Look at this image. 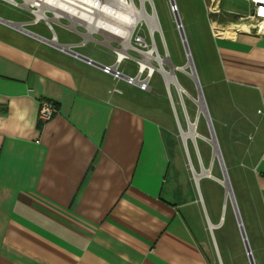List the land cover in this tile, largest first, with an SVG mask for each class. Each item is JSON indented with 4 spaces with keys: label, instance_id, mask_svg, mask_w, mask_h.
Returning a JSON list of instances; mask_svg holds the SVG:
<instances>
[{
    "label": "crops",
    "instance_id": "1",
    "mask_svg": "<svg viewBox=\"0 0 264 264\" xmlns=\"http://www.w3.org/2000/svg\"><path fill=\"white\" fill-rule=\"evenodd\" d=\"M201 3L214 83L228 103L216 114L230 126L235 113L244 125L243 144L228 147L240 150V162L231 161L243 168L251 235L235 202L238 230L232 239L224 232L220 245L215 239L223 215L206 214L202 177L190 171L169 111L171 126L151 114L154 102L146 113L115 89L120 80L144 90L0 20V264H214L213 255L250 264L246 247L264 264V32L237 29L248 0ZM222 26H233L230 35L216 34ZM41 98L57 106L44 123Z\"/></svg>",
    "mask_w": 264,
    "mask_h": 264
},
{
    "label": "rangeland",
    "instance_id": "2",
    "mask_svg": "<svg viewBox=\"0 0 264 264\" xmlns=\"http://www.w3.org/2000/svg\"><path fill=\"white\" fill-rule=\"evenodd\" d=\"M201 1L174 0L177 11L173 13L170 9L171 5L169 0H145L146 10L156 15L158 29L151 30L144 20H138L130 38V46L126 50L127 54L119 63V69L121 71L129 75H134L139 69V61L143 59L142 52L152 50L154 57L160 55L167 60L163 63V66L168 71L170 68H173L172 70L174 71L176 81L183 88V91H178L176 85L173 83H170L169 89L167 88L166 90L167 83L162 73L158 70L152 73L149 80L150 88L148 90L138 91L131 86L125 85L120 80L115 90L120 91L121 89L128 95L132 94V97L137 98L133 106L146 113L149 110L147 105L150 102H154L156 109L157 106L160 108L158 107L151 114L155 117L158 116L157 118L168 126H171V120L167 111L170 112L177 127H180L182 130H187L188 122L195 123V131L198 136L193 140L187 138L185 145L191 163L189 165L190 171L200 172L201 167L210 170L211 175L223 178L224 170L231 190L232 197H225V188L216 179L202 177L199 181V189L203 195L206 214L212 221L217 219L218 215H223L222 224L224 225L222 229L214 231L215 239L220 245L221 236L224 232L226 237H231L232 239L233 231L238 230L233 211V209H236L235 202L238 215L241 217L240 220L243 221L246 233L249 236L251 235L250 222L252 219L250 214L245 212V205L241 195L244 189L245 179L242 177L244 173L243 168L239 164L233 163L240 162V150L234 147H228L231 146L230 144L228 145V141L231 142L232 140L240 139L241 143L243 142V137L239 136L241 135L239 133L243 132L239 131H243L244 125L235 123V113L231 114L229 112L230 114H227V119L229 121L231 120L230 126L223 119V116L216 114L219 108L221 110L227 108L228 103L226 97L221 96L220 86L214 83V77H217L216 66L212 53L210 52V47L206 41L207 22H203ZM134 2L138 7L141 6V0H134ZM208 6L209 4L207 2V12L211 13ZM175 14H178L180 19L182 32L188 48L187 51L190 53L193 68L196 71V79L179 69H174L176 66L184 65L189 54L188 52L186 53L184 43L176 25ZM0 17L9 18L14 22H23L30 18V14L24 8L16 7L4 0H0ZM208 18L209 22L213 23L211 16L208 15ZM67 23L68 21L65 18L60 19L58 22L52 21V27L58 38L57 41L70 42L84 39L86 41L83 44L74 46L75 50L87 54L100 62L112 64L115 61L116 54L112 48H119L122 45L119 38L109 35L105 37L103 34H93V38L80 35L67 28ZM235 23L242 25L240 20ZM224 27L222 26V28ZM26 28L45 38L52 36V31L48 29L47 24L43 21L26 25ZM226 34L230 35L229 33ZM217 35L221 34L219 33ZM154 57L150 58V61L155 66H158L159 63ZM187 69L190 71V68ZM146 73L147 69L143 72V76ZM199 93L202 95L205 111H200L195 101ZM233 110L235 111V109ZM175 116L177 117V121ZM220 120L221 122L218 123ZM176 125L175 132L179 139H181L179 129L177 131ZM212 135L218 144V156L215 155L211 143L202 138V136L210 138ZM232 224L233 228L231 229ZM209 235L212 236L210 231ZM238 235L240 234L238 233ZM255 256V249L253 247V257ZM219 262L218 255H213V263L219 264Z\"/></svg>",
    "mask_w": 264,
    "mask_h": 264
},
{
    "label": "bare ground",
    "instance_id": "3",
    "mask_svg": "<svg viewBox=\"0 0 264 264\" xmlns=\"http://www.w3.org/2000/svg\"><path fill=\"white\" fill-rule=\"evenodd\" d=\"M50 3H53L52 0H47ZM209 1V0H208ZM214 3V2H213ZM80 4V3H77ZM83 7L78 5H70L64 2H55L51 7H55L59 11H64L66 13H71L75 16L76 22L83 23L88 27L90 31L95 29L103 30L107 33V36H116L121 40V47L117 49V55L119 59L125 57L126 50L130 46V38L135 29V25L138 20H144L151 30L158 29V22L155 13H149L145 8V0H141V6L138 7L134 0H90L88 4H81ZM215 10V9H214ZM91 11V12H88ZM20 24V23H19ZM20 27V26H19ZM233 26L222 28L217 27L215 29L216 34H226L227 30H230ZM237 29L247 30L246 25H238ZM181 28V26H180ZM239 29V30H240ZM50 43H55L54 40H50ZM184 44L186 47V53L189 51L186 46V41L184 40ZM143 59L140 62L141 70L149 67V72L153 73L158 70L164 76V79L167 84L173 83L176 85L178 91H183V88L176 83V78L173 70H166L163 66L167 60L162 58L160 55L153 56L152 50L142 52ZM154 57L156 61H158L159 65L155 66L150 62V58ZM148 66V67H147ZM158 67V69H157ZM187 68H192V71H189ZM173 69V68H172ZM174 69H179L182 72H185L192 78L196 79V73L193 68L192 59L190 53L188 54L187 61L182 66H176ZM198 104L200 111H205L204 102L202 95L199 93L198 98L195 99ZM213 134V133H212ZM198 134L195 131V123L189 122L187 130H182V137L187 140V138L194 139ZM203 139L207 140L211 143L213 147V151L216 156H218V144L216 139L212 135V137L207 138L203 137ZM194 175L196 179L201 177H213L211 175L210 170L201 169L200 172L194 171ZM214 178V177H213ZM216 181H218L225 188V197L231 198V190L229 186V181L227 179L226 173L223 170V178L215 177ZM210 226V225H209Z\"/></svg>",
    "mask_w": 264,
    "mask_h": 264
},
{
    "label": "built area",
    "instance_id": "4",
    "mask_svg": "<svg viewBox=\"0 0 264 264\" xmlns=\"http://www.w3.org/2000/svg\"><path fill=\"white\" fill-rule=\"evenodd\" d=\"M8 2L9 4L21 7L29 11L30 18L23 21V22H14L11 20H6L7 24H17L20 23V27H18L23 32H26L28 34H33L38 36L39 38L46 39L43 36L32 33L30 30L26 28V25L29 24H35L39 21H43L47 24V27L49 30L52 31V36L48 39V41H55V44L61 48L62 50L70 51L73 50L74 46H79L83 44L86 40H81L77 44H61L57 41L56 34L54 32V29L52 27V21H59L62 18H65L68 23L66 25L67 28L75 31L76 33L84 36H89L93 38V34H103L105 37H107V33L100 29H95L90 31L86 25L81 23V21L76 22V18L71 13H66L64 11H59L55 7H51L53 3L55 2H64L66 4L70 5H78L80 7H83L81 4H88V1L90 0H52L53 3L48 2L47 0H4ZM102 1V0H98ZM170 1V9L173 13L177 11V6L174 2V0ZM251 2L252 9L251 12L247 15H241L239 16V20L242 22V25L247 26V30H254L257 34H262L264 32V0H248ZM80 3V4H77ZM209 10L211 12L214 11V9L209 5ZM85 8V7H83ZM91 12V11H88ZM15 26V25H13ZM116 37V36H112ZM121 47V45H120ZM119 47V48H120ZM119 48H112L115 52V61L112 64L103 65L101 66L102 70L106 73H110L114 78L117 79H124L129 84L137 86L141 90H148L150 88L149 80L152 75V73L149 72L148 68H144L141 70L140 64L139 69L136 74L129 75L124 73L119 69V63L125 58L122 59L118 58L117 55V49ZM74 51V50H73ZM151 62V61H150ZM147 69L146 75L143 76V72ZM167 88L169 89V84H166ZM57 112V106L55 102L51 99L47 98H41L39 100L38 105V119L41 123L49 121L53 115Z\"/></svg>",
    "mask_w": 264,
    "mask_h": 264
},
{
    "label": "water",
    "instance_id": "5",
    "mask_svg": "<svg viewBox=\"0 0 264 264\" xmlns=\"http://www.w3.org/2000/svg\"><path fill=\"white\" fill-rule=\"evenodd\" d=\"M174 17H175L176 25H177V27H178V29H179V32H180L181 39H182V41H183V43H184L185 38H184V34H183V32H182V26H181V23H180L179 16H178V14H175ZM0 20L3 21V22H6V20H2L1 18H0ZM6 23H7V22H6ZM180 26H181V28H180ZM184 46H185V44H184ZM185 50H186V47H185ZM68 52L71 53V54H74V55H76V56H79V57H81V58H84V59H86V60H88V61H91L92 63H94V64L97 65V66H100V67L102 66L101 63L96 62V61H93V60H91V59H89V58H87V57H85V56H83V55H81V54L76 53V52L73 51V50H70V51H68ZM157 69H158V67H157ZM169 70H172V68H170ZM194 70H195V69H194ZM190 71H192V68H190ZM195 73H196V71H195ZM175 78H176V77H175ZM176 83H177V81H176ZM177 84H178V83H177ZM188 125H189V122L187 123V126H188ZM178 129H179V134H180V136H181L182 141L184 142V144H186V140L182 137V129H181L180 127H178ZM192 140H193V139H192ZM200 169H204V168H201V167H200ZM192 173H193V176H194V178H195V175H194V171H193V170H192ZM195 180H196V182H197L198 179L195 178ZM237 221H238L239 226H241V222H240V218H239V215H238V214H237ZM242 236H243V231H242ZM246 251H247V254H248V258H249V263H250V264H254V262H253V260H252V257H251V255H250V251L248 250L247 247H246Z\"/></svg>",
    "mask_w": 264,
    "mask_h": 264
}]
</instances>
